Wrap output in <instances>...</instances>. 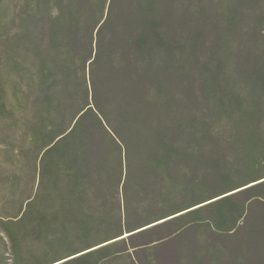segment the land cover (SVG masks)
<instances>
[{
	"label": "trees",
	"instance_id": "trees-1",
	"mask_svg": "<svg viewBox=\"0 0 264 264\" xmlns=\"http://www.w3.org/2000/svg\"><path fill=\"white\" fill-rule=\"evenodd\" d=\"M214 5L7 0L0 7L8 23L3 61L12 87L3 103L11 125L0 130L6 168L0 188L9 206L0 217V264H161L156 251L191 226L235 241L216 242L178 264H263V226L252 227L251 238L241 235L250 208L264 201V161L255 159L258 99L231 136L235 153L245 156L238 178L188 203L177 195L190 194L183 187L184 154L212 129L196 110L204 104L225 113L233 103L217 90L204 102L190 95L192 67H209L200 58L191 68L181 61L182 50L209 49L210 29L222 18L233 30L231 43H238L247 0H230V18L212 14L216 20L208 23ZM214 39L212 62H218L223 44L219 35ZM258 47L260 53L251 48L244 58L249 88L264 81L259 69L248 67H259L264 49ZM175 87L188 96L173 95ZM21 161L25 173L17 170ZM165 229L170 232L160 235ZM71 242L77 247L69 249Z\"/></svg>",
	"mask_w": 264,
	"mask_h": 264
},
{
	"label": "rangeland",
	"instance_id": "rangeland-1",
	"mask_svg": "<svg viewBox=\"0 0 264 264\" xmlns=\"http://www.w3.org/2000/svg\"><path fill=\"white\" fill-rule=\"evenodd\" d=\"M213 1L215 2V5L211 7V9L217 12L209 14L208 18L210 19L208 20V23H211L213 20L219 19L223 16H226L229 19L230 13L226 10V5L230 4V0H227L226 4L223 0ZM208 2H210V0H206V3ZM6 3L7 0H0V7L5 6ZM247 3L248 5H246L243 9L246 13L244 20L242 21L243 31H241L240 35L234 37L238 40V43H231L233 30L227 27L226 18H222L220 25L212 26L210 29V38L207 37L206 39L207 44H209V49L207 51L202 54H194L182 50L184 53H181L182 57H184L181 61H183V64L187 63L188 65L185 64L187 67L191 68V64L197 58L202 60L204 63L203 65H208L209 67V69L204 71L200 67H192L193 70L191 71V78L188 82L192 83L194 91L193 89L189 91V94L193 92L190 95H195V99L198 98L204 102L206 97L213 95L211 91L217 90L218 93H216V95H221L228 100L233 99V103L229 105L230 107L228 106V111L225 113H220L217 109L210 111L211 108L204 107V104L200 105H202V109L205 111L199 108L196 110L198 116L202 115V118L208 121L209 125L212 126V129L207 131L208 139L201 142L196 141L195 150L191 153L184 154L182 172L185 177V181L183 183V187L189 190L190 194H187V196L177 194L178 196H181L179 200L181 199L184 203H188L192 201V199L204 198L207 193H220L221 191L228 189L229 182L232 181V179L238 178L236 171L243 166L245 156L242 154L237 155V153H235L230 144V140L233 131L237 130L236 125L239 120L242 119V115L247 110L255 107L253 105L254 99H258L259 104H262V115L260 116L258 130L259 145L255 154V159L264 161V81H261L256 86L253 85L249 88L250 81L245 76L247 73V66H245L247 61L244 59L245 55L250 52L251 48L256 49L253 50L254 54L260 53L258 44L262 45L264 49V0H247ZM218 6L222 8L223 11L225 10V13L218 9ZM211 15L212 17L217 16V18L212 19ZM192 21L194 22L196 28H201L202 21L197 16L194 15V17H192ZM6 23L7 20H5V18L3 20L0 19V130H6L11 125L9 121H6V114H8V110L3 109V103L10 95H12L11 84L6 79L7 72L4 65L5 60L3 61L4 45L2 43V39L4 38ZM14 25L15 23L11 24V26ZM16 27H19V23H16ZM196 31H198V29H196ZM196 31H193V35ZM218 35L223 44L220 52H218L219 57L216 56V59L220 60L218 62H212V51H214L212 49V44L213 47L214 45H217L218 41L214 38ZM250 54H253V52ZM248 67L249 71L259 69L264 74V54L262 61L259 62V67L257 66L254 69V67L252 68V64ZM207 73L209 75L212 74V76L214 75V77L211 78ZM175 88L176 89L173 90L172 93L173 95H178V97L184 98L188 96V93L186 96L178 87ZM155 94L156 92H154V95ZM206 113L208 117H206V115L203 116V114ZM13 135L14 134L12 133L11 136ZM14 137L16 136L14 135ZM3 139L4 136L0 135V141ZM16 144L19 145L21 143H18L17 141ZM221 152L222 160L219 162L218 159ZM4 158L5 156L2 157V160H5ZM206 158L211 159L206 163L207 165L204 164V166L202 165V162ZM8 161L9 160H6L5 163ZM16 167L18 172L25 173L26 168L24 161L17 163ZM5 169V166L0 165V173L2 175H4ZM4 195V190H1L0 188V217L4 216L9 207L2 199L4 198ZM17 197H22L21 192L17 195ZM12 213H15L14 210ZM247 216L244 230L241 231V235L248 239L251 238L249 231L252 227L259 225L264 228V219H261V217H264V201L260 203V205L250 208L249 215ZM169 232V229H165L160 235H165ZM234 238L235 237H231L229 235H224V237L219 238V235H214L208 227L191 226L181 234L170 238L164 246L156 251L157 253L155 257L160 259L161 264H178L182 259L188 261L193 255L203 252V250L216 242L221 243L223 241L227 244L233 243V241H235ZM71 243L72 244L68 246L69 249L77 247L76 245L78 243ZM121 264L126 263L122 262Z\"/></svg>",
	"mask_w": 264,
	"mask_h": 264
}]
</instances>
